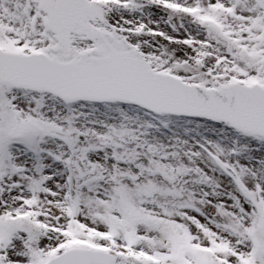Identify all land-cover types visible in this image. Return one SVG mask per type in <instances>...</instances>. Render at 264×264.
Wrapping results in <instances>:
<instances>
[{"label": "snow or ice", "instance_id": "1", "mask_svg": "<svg viewBox=\"0 0 264 264\" xmlns=\"http://www.w3.org/2000/svg\"><path fill=\"white\" fill-rule=\"evenodd\" d=\"M0 264H264V0H0Z\"/></svg>", "mask_w": 264, "mask_h": 264}]
</instances>
